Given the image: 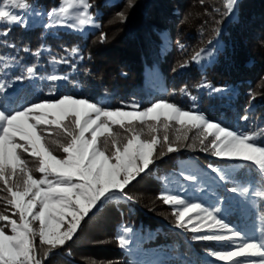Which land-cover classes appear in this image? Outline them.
Segmentation results:
<instances>
[{
	"label": "trees",
	"instance_id": "1",
	"mask_svg": "<svg viewBox=\"0 0 264 264\" xmlns=\"http://www.w3.org/2000/svg\"><path fill=\"white\" fill-rule=\"evenodd\" d=\"M60 2L30 0L35 8L45 11ZM89 2L93 4L92 12L100 11V27L85 36L69 33L54 36L42 27L12 25L8 37H0V41L6 39L16 45L10 48L0 43V55L16 58L12 62L14 66L8 68L4 67L7 60L0 63V83L9 85L4 95L18 91L22 102L28 103L72 95L87 97L111 109L132 102L141 109L155 102H170L183 109L195 107L232 130L258 136V142L264 144L261 136L264 132V0H239L232 16L227 15L225 0H131V7L129 0ZM118 13H124V18ZM8 27L1 23L0 31ZM101 33L105 34L104 40ZM217 39L220 47L214 50L211 59L201 67L196 65L192 59L195 54L209 48ZM24 48L30 52H24ZM73 48L78 53H72ZM38 50L41 54L37 59L32 53ZM29 66H35L36 78L27 76ZM152 70H157L161 78V92H155L148 80ZM52 74L67 76L68 80L50 82L46 78ZM21 75L24 79L17 82L16 77ZM205 82L224 91L212 92L201 87ZM53 83L56 96L50 94ZM181 89L191 96L183 94ZM191 97H196L195 101ZM244 116L248 119H242ZM172 125L167 135L174 142L179 126ZM113 131L121 140L130 135L119 125L113 126ZM135 131L142 132V139L153 135L147 125L138 122ZM155 135L162 142L154 155L155 166H150V172L141 174L125 189L135 202L111 201L95 215L90 214L73 240L53 250L58 254L51 261L44 260V264H232L209 255V250L224 248V242L194 241L192 236L197 233L179 229L171 206L157 198L163 191L160 178L188 158L199 163L228 162L217 160L210 151H201L199 129L189 131L188 140L182 142L183 146L177 145L179 151L173 153H167V146L163 145L162 126ZM49 139L64 141L65 138L52 133ZM51 147L55 154L63 155L58 147ZM24 155L34 169V159ZM245 171L239 169L233 175L244 177ZM33 174L40 175L35 171ZM247 179L252 182L247 185L252 205L245 208L234 196L237 191H229L241 187L231 180L222 196L229 200L233 195V199L225 203L227 211L221 216L230 226L250 236L255 234L259 239L264 226V196L257 192H264V184L256 183L255 171ZM0 197L4 198L0 199V214L18 220V215L13 216L15 209L6 202L8 195L2 183ZM4 223L0 221V225ZM125 227L132 231L125 233ZM5 231L10 233L9 228ZM122 234L134 240L130 251L122 248L117 239ZM37 245L39 258L43 260L46 246H39L38 237Z\"/></svg>",
	"mask_w": 264,
	"mask_h": 264
},
{
	"label": "snow or ice",
	"instance_id": "2",
	"mask_svg": "<svg viewBox=\"0 0 264 264\" xmlns=\"http://www.w3.org/2000/svg\"><path fill=\"white\" fill-rule=\"evenodd\" d=\"M238 3L239 0H225L227 15H234ZM129 6H132L131 0ZM92 8L89 0H61L57 8L41 14L35 11L30 0H0V23L9 26L0 31V37H8L12 25L29 27L27 17L30 15H46L49 23L45 28L53 25L77 30H82L85 25L99 28L94 13L89 11ZM118 16L123 19L124 13H118ZM105 38L101 33V39ZM0 43L16 48L6 39ZM23 51L30 52V49L24 48ZM78 51L72 49L74 54ZM40 54L39 50L32 53L37 59ZM192 59L200 63L201 52ZM5 60L8 63L4 67L8 68L14 66L12 62L16 58L0 55V63ZM26 74L36 78L35 66L27 67ZM23 79V75L16 77L17 82ZM46 79L58 83L66 82L68 77L52 74ZM8 86L0 83V183L7 192V204L15 209L13 216L18 215L19 219L0 214V221L5 222L0 225V264H44V260L51 261L58 254L53 250L63 248L66 242L73 240L82 227V221L90 218V214L95 215L111 201L125 199L135 202L125 189L141 174L150 172V166H155L154 155L162 143L155 135L160 126L165 132L163 145L167 146V153L179 151L177 145L183 146L182 142L188 140V132L199 129L201 151H210L217 158L237 162L240 169L246 170L245 176L239 177L226 168L209 165L220 181L233 180L241 184L240 188L229 191L246 194L249 191L247 185L252 183L247 177L253 171L258 176L256 183L264 184V144L258 142L259 137L232 130L196 111L195 107L183 109L174 103L161 101L146 109H141L135 102L120 109H111L87 97L72 95L28 103L22 102L18 91L4 95ZM201 87L212 92L224 91L207 82ZM181 92L191 96L186 89H181ZM50 94L57 95L55 83ZM191 98L193 101L196 99ZM242 119L247 120L248 117ZM137 122L147 125L149 133L153 134L150 139H142V132L135 131ZM172 122L179 126L174 142L167 135ZM115 125L130 135L121 140L113 131ZM52 133L62 135L64 141L49 139ZM51 145L58 147L63 155L55 154ZM24 154L34 159V169ZM34 171L40 174L39 177L33 174ZM181 175L187 181H201L198 174L182 172ZM160 180L164 187L157 198L166 205L176 206L173 214L177 217L178 228H186L194 234L203 233L193 235L194 241L226 242L221 250H209V255L217 261H231L232 264H264V226L260 229L259 239L255 234L250 236L230 226L223 216L218 217L220 208L217 205L205 206L202 199L197 202L169 190L167 177ZM180 188L184 189V186L180 185ZM257 195L264 196V192H257ZM5 228H9L11 234H7ZM131 231V228H124L125 233ZM37 237L39 246H46L43 260L39 258ZM117 239L122 248L127 246L123 234ZM251 257L261 259H249Z\"/></svg>",
	"mask_w": 264,
	"mask_h": 264
},
{
	"label": "rangeland",
	"instance_id": "3",
	"mask_svg": "<svg viewBox=\"0 0 264 264\" xmlns=\"http://www.w3.org/2000/svg\"><path fill=\"white\" fill-rule=\"evenodd\" d=\"M60 4L61 2L59 3V5ZM59 5L53 8H57ZM53 8H50L47 11H45L43 8L41 9L35 8V11L43 14L48 11H51ZM17 11H21V10H17ZM89 11L92 12L91 9ZM92 13H94V19L96 20V23H98L100 11L95 10ZM27 18L29 19V26L42 27L45 30L50 31V33L54 36H59L61 33H69V34L85 36L88 33L94 32L98 29L97 27H94L92 25H85L82 28V30L71 29L65 26H57V25H53V27L51 28H45V25L49 23V19L46 15H39V16L30 15ZM163 37L166 38V36H163ZM165 46H163V49L166 48ZM219 47H220V41L219 39H217L212 43V45L209 48L201 52V61L200 63L195 62L196 65L201 67L204 63L208 62V60L211 59L214 50ZM148 80L152 82L153 90L155 92L163 91V89L161 88L162 81H161V78L157 70L150 71L148 75ZM127 110H130V109H127ZM172 123L175 124V122H172ZM216 159L220 161H226L228 162V164L199 163L195 159L188 158L187 160L179 163L178 168L176 170H174L173 172L166 173L162 177L168 178L167 182H168L169 190L179 192L181 195L188 196L189 198L197 202H199L202 199L204 201L205 206L217 205L220 208V212L217 213V216L219 217L227 211V207L225 206V203L229 202V200H232L233 195L230 196L229 200H226L222 196L223 194L226 193L225 185L227 182L220 181L219 178L216 176V174L211 171V169L209 168V165H213L218 168H226L232 174L238 171L240 169V166L237 162L227 161V160L220 159L217 157ZM182 172L184 174H188V173L198 174L201 177V181L199 183L187 181L184 179V176L181 175ZM205 181H208V183H205ZM230 181L231 180H229L228 182ZM180 185H183L184 189H187V191H185L184 189H181ZM162 187H164L163 184H162ZM234 196L241 200V203L245 208H248L252 205V202H251L252 199L250 197V194L246 193L242 195L241 192L237 191L234 193ZM174 207L176 206H171L172 210ZM179 229L185 232H190L186 228H179ZM7 234H11V233H7ZM201 234L203 233H197V235H201ZM124 236L126 239V235ZM126 241H127V246L125 248H127L126 249L127 251H130L131 247L134 245V243L131 241H134V240L126 239ZM224 243L226 244V242Z\"/></svg>",
	"mask_w": 264,
	"mask_h": 264
}]
</instances>
